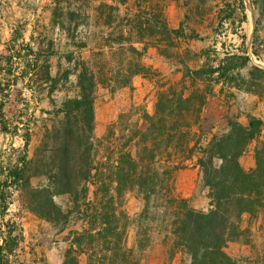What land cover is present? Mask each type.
I'll use <instances>...</instances> for the list:
<instances>
[{"label": "trees", "instance_id": "trees-1", "mask_svg": "<svg viewBox=\"0 0 264 264\" xmlns=\"http://www.w3.org/2000/svg\"><path fill=\"white\" fill-rule=\"evenodd\" d=\"M233 1L228 9H222L226 18L241 12L240 20H247L246 0ZM251 1L255 4V0ZM154 24L167 35L185 38L182 28L171 29L160 21ZM188 39L203 40L198 35ZM111 42L115 45L91 49L89 59L83 53L89 44L80 45L66 55L69 66L56 76L52 75V58L58 53L53 41L34 47L25 42V33L16 29L6 43V54L0 57V132L22 137L25 146L21 160L2 169L5 180L0 201L4 211L9 208L7 192L28 186L29 209L40 219L62 231L70 223L82 222V231H70L73 244L63 264H82V255L89 256V264H144L137 252L152 244V234H163L168 243L172 242L175 253L190 256L191 264H239L227 249L240 239L244 217H256L264 211V138L256 147L254 168L246 169L242 158L248 135L260 130L264 123L251 116L244 122L240 115L228 114L226 131L213 133L212 118L205 110L208 96L226 95L232 89L258 91L264 82V70L251 62L248 49L242 54L226 52L222 64L193 73L208 78L205 88L197 84V79L191 84L185 79L156 83L153 115L145 111L128 135L122 130V115L99 139L95 135L99 90L115 93L131 87L133 78L140 75L155 82L150 75L152 69L144 63L150 46L143 38L133 39L131 34L122 33ZM136 44L145 47L141 50ZM118 53L129 55L130 61L128 69L117 72L120 77L114 80L109 78L113 71L106 58ZM254 54L260 59L257 52ZM20 83L33 96L36 91L47 93L53 106L52 111L44 110L53 114L55 121L46 134L53 145L41 172L48 179L46 186L34 188L27 179V171L35 162L27 159L32 127L24 119L31 102L25 99L26 114L9 116L15 108H11L12 91ZM217 86H221L219 94L215 92ZM59 91L72 92L74 96L58 102L54 95ZM209 135L212 137L206 142ZM190 163L200 168L204 186L209 189L207 211L194 208L190 199L177 192V175ZM130 192L145 202L134 248L129 247L128 227L122 224L119 211V198ZM62 195L72 197V209L66 211L57 204L56 197ZM7 229L0 244V264H12L11 258L17 257L25 241L15 223Z\"/></svg>", "mask_w": 264, "mask_h": 264}, {"label": "rangeland", "instance_id": "rangeland-1", "mask_svg": "<svg viewBox=\"0 0 264 264\" xmlns=\"http://www.w3.org/2000/svg\"><path fill=\"white\" fill-rule=\"evenodd\" d=\"M246 2L247 20L241 21V12L227 19V14L222 10L234 4L233 0H0V57L6 54V43L11 40L14 31L20 29L25 33V42L34 47L46 45L47 41L54 42L58 54L52 58V75L56 76L69 66L66 55L77 51L80 45L89 44V48L83 52L89 59L91 49L115 45L111 41L119 39L122 33L131 34L133 39L143 38L145 44L150 46L144 63L152 69L150 75L155 82L141 75L136 76L131 87L115 93L100 89L96 100V137L103 139L110 125L118 122L122 115V130L128 135L129 129L135 126L145 111L154 114L158 93L156 83L185 79L191 84L197 79V84L205 88L208 78L194 76L193 73L222 64L226 52L242 54L244 49L249 50L252 63L264 67V0H255V4L251 0ZM158 21L171 29L182 28L185 38L165 34L154 24ZM190 35H198L203 40H190ZM145 44L135 46L142 50ZM237 47L242 49L238 50ZM106 60L113 71L109 78L115 80L120 77L117 72L128 69L130 58L125 53H118ZM72 79L74 81L76 77ZM220 89L221 86L216 87V94ZM263 89L264 82L258 90ZM47 96V93L40 91L33 96L24 83L12 91L14 105L11 108H15L9 113L10 118L26 114L25 99L31 102L29 115L24 119L32 127L27 159L35 162L27 171V179L34 188L48 184L47 177L41 172L53 147L46 139L47 128H51L55 121L53 114L44 112L53 110ZM69 96L73 97L74 93L59 91L54 95L58 102ZM248 97L246 91L237 89H232L226 95L208 96L205 111L212 118L211 123L215 127L213 133L226 131L228 114L247 115L250 105ZM211 137L209 135L206 142ZM260 140L261 133L258 132L247 137V155L242 161L246 169L250 167L251 160L255 161V150ZM24 146L22 137L13 138L0 132V194L5 180L2 169L21 160ZM189 165L177 175V192L181 197L190 199L194 208L207 211L209 189L204 186L200 168L197 170L192 163ZM182 184L189 189L188 197H184V191L180 190ZM7 193V211H4L0 201V244H3L4 235L8 234L7 226H12V223L23 231L25 237L17 257L11 258L12 264H63L73 244L69 240L70 231H82L84 224L70 223L67 230L62 231V228L30 211L28 186L13 188ZM91 199H94L93 195ZM55 200L66 211L74 207L70 195L58 196ZM119 203L122 205L119 208L122 224L128 227L129 247L134 248L145 202L137 193L130 192L119 198ZM152 237V244L144 251L137 252L144 264H191L190 256L179 251L175 253L172 242L168 243L163 234H152ZM15 259L19 262L16 263ZM80 260L82 264H89L88 255H82Z\"/></svg>", "mask_w": 264, "mask_h": 264}, {"label": "crops", "instance_id": "crops-1", "mask_svg": "<svg viewBox=\"0 0 264 264\" xmlns=\"http://www.w3.org/2000/svg\"><path fill=\"white\" fill-rule=\"evenodd\" d=\"M255 65L264 70V67L258 64ZM246 93L249 96L248 99L250 101V105L247 110V115L241 116L242 121L247 122L248 116H251L262 120L264 123V89L252 92L246 91ZM254 132L261 133V139L264 138V126L260 130ZM252 133H250L248 137ZM246 155L242 158V161ZM255 165V161L251 160L248 170L254 168ZM197 170H199V167H197ZM180 188H182L180 190L184 191L183 196L188 197L189 189L185 188L183 184L180 186ZM244 220L245 222L242 224V235L240 239L231 243L227 249V252L232 258L238 260L239 264H264V211L253 218H251L249 215H246Z\"/></svg>", "mask_w": 264, "mask_h": 264}]
</instances>
